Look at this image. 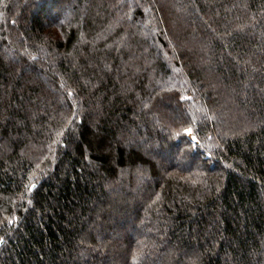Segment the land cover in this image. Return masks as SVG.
I'll use <instances>...</instances> for the list:
<instances>
[{"label": "trees", "instance_id": "16d2710c", "mask_svg": "<svg viewBox=\"0 0 264 264\" xmlns=\"http://www.w3.org/2000/svg\"><path fill=\"white\" fill-rule=\"evenodd\" d=\"M0 264H264V0H0Z\"/></svg>", "mask_w": 264, "mask_h": 264}, {"label": "rangeland", "instance_id": "374dc122", "mask_svg": "<svg viewBox=\"0 0 264 264\" xmlns=\"http://www.w3.org/2000/svg\"><path fill=\"white\" fill-rule=\"evenodd\" d=\"M188 129H191V128H188ZM186 133H187V135H188V137L192 140V141H194V142H199V139L197 138V136H196V134L194 133V131L191 129V131L190 132H188V131H186Z\"/></svg>", "mask_w": 264, "mask_h": 264}, {"label": "snow or ice", "instance_id": "6c2138e0", "mask_svg": "<svg viewBox=\"0 0 264 264\" xmlns=\"http://www.w3.org/2000/svg\"><path fill=\"white\" fill-rule=\"evenodd\" d=\"M185 131H188V132H190V131H191V129H185Z\"/></svg>", "mask_w": 264, "mask_h": 264}, {"label": "water", "instance_id": "95a60500", "mask_svg": "<svg viewBox=\"0 0 264 264\" xmlns=\"http://www.w3.org/2000/svg\"><path fill=\"white\" fill-rule=\"evenodd\" d=\"M2 243V242H1Z\"/></svg>", "mask_w": 264, "mask_h": 264}]
</instances>
